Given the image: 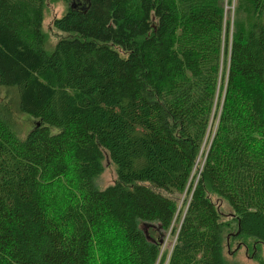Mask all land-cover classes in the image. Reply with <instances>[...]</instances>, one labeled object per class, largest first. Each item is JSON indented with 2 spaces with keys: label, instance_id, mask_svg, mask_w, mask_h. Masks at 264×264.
Instances as JSON below:
<instances>
[{
  "label": "trees",
  "instance_id": "1",
  "mask_svg": "<svg viewBox=\"0 0 264 264\" xmlns=\"http://www.w3.org/2000/svg\"><path fill=\"white\" fill-rule=\"evenodd\" d=\"M223 1L87 0L45 53L44 0H0V264H229L211 195L264 247V0L232 37Z\"/></svg>",
  "mask_w": 264,
  "mask_h": 264
},
{
  "label": "rangeland",
  "instance_id": "2",
  "mask_svg": "<svg viewBox=\"0 0 264 264\" xmlns=\"http://www.w3.org/2000/svg\"><path fill=\"white\" fill-rule=\"evenodd\" d=\"M86 2L87 0H71L70 3H65L62 0H44L42 17V33L44 36V42L42 48L45 53H50L60 39L69 37L54 28V20L65 15L68 8L83 7ZM223 10L224 22L226 24V28L229 29L230 37H232L236 31L243 29L247 25L251 16V9L247 0H224ZM224 66L225 64L223 63L221 69V83L222 76L224 75ZM6 91L7 90L0 88V104L5 102L7 94H9V92L7 93ZM220 94L219 90V95ZM16 117L19 129L22 131L23 136L34 126V122L24 115ZM202 159L203 158L201 157L198 159V161H201L200 164L202 163ZM102 166L103 174L96 180V186L101 190L112 185L116 181L114 166L111 164L107 155H105ZM188 189L183 193L174 195L178 212L175 225L178 224V216H182V212L185 210L186 203L188 201ZM63 196H65L63 191L59 189L54 197V206L57 208L60 206V203L62 202L61 198ZM211 199L215 202L217 208L219 209L223 221L228 224L225 229V241L223 247V255L226 262L229 264H264V247L258 245L251 239L238 236L235 217L229 205L225 201L217 198L215 195H211ZM143 229L147 235L155 238L158 237L157 232L153 233L150 231L151 229H147L146 227H143ZM174 241L175 236L169 232L165 234L161 245V255L169 253ZM117 246L118 245L114 243V247L117 248ZM120 251L121 250L117 248V250L112 252V256H117V260H115V262H118V258H121L119 256ZM95 259L96 264H99L97 255L94 256V260Z\"/></svg>",
  "mask_w": 264,
  "mask_h": 264
}]
</instances>
